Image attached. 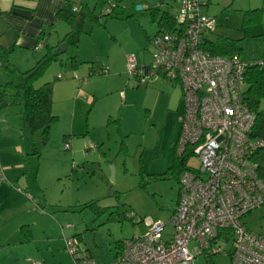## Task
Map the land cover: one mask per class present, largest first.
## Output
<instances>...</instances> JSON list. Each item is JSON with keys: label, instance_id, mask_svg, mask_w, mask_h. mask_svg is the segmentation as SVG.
Returning <instances> with one entry per match:
<instances>
[{"label": "rangeland", "instance_id": "374dc122", "mask_svg": "<svg viewBox=\"0 0 264 264\" xmlns=\"http://www.w3.org/2000/svg\"><path fill=\"white\" fill-rule=\"evenodd\" d=\"M120 1H74L87 4L97 17L105 9L118 6L129 18L101 17L98 23H91L84 17L79 51L61 55L34 84L35 88L45 83L54 86L53 115L59 120L48 140L41 132L30 135L24 131L22 98L4 112L8 127L13 128L5 135L12 137L13 161L19 164L12 174L22 177L28 188L15 185L16 190L29 198L25 206L29 210L11 211L3 229L12 234L10 242L17 243L18 228L34 224L30 246L17 255L18 263L14 251L9 253L8 264H56V259L68 255L56 245L68 237L77 238L81 250L88 248L96 262L105 264L120 252L117 243L142 236L147 221L168 222L175 210L180 174L177 167L182 161L175 152L182 115L181 87L175 82H131L126 59L133 54L139 63L150 60V40L159 28L148 9L167 12L177 19L181 0ZM199 2L207 4L204 14L214 21L209 40L244 41L264 35V18L259 21L250 15L251 21L245 23L243 17L258 9L264 17V0ZM137 6L142 9L137 11ZM67 30L59 22L57 33L51 32L52 42H56V35L60 40ZM43 54L41 49L33 59H27L22 50L16 49L8 61L23 72ZM73 56L86 62L76 71L68 60ZM58 75L63 78L58 79ZM7 81V72L0 68V84ZM92 99L94 107L90 105ZM260 111L264 112V102ZM109 117L119 120V125H108ZM4 127L1 125L0 131ZM66 143L68 150L64 149ZM189 164L196 166L198 162L191 158ZM91 203L92 208L85 206ZM243 221L250 231L264 236V206L247 214ZM166 229L170 231L169 226ZM212 261L230 264L221 257Z\"/></svg>", "mask_w": 264, "mask_h": 264}, {"label": "built area", "instance_id": "2783aa9c", "mask_svg": "<svg viewBox=\"0 0 264 264\" xmlns=\"http://www.w3.org/2000/svg\"><path fill=\"white\" fill-rule=\"evenodd\" d=\"M203 8L198 0H181L173 31H159L150 40L149 62L127 56L131 82L165 81L181 87L175 152L182 171L169 221L145 222L146 232L123 241L109 264H198L201 259V264H214L215 257L230 264H264V236L243 221L264 206V179L252 161L264 141L251 137L255 116L243 102V75L248 66L264 61L206 52L204 39L214 21ZM64 149H69L67 143ZM191 158L196 166L189 164ZM64 250L74 264H97L75 237L64 238Z\"/></svg>", "mask_w": 264, "mask_h": 264}, {"label": "trees", "instance_id": "16d2710c", "mask_svg": "<svg viewBox=\"0 0 264 264\" xmlns=\"http://www.w3.org/2000/svg\"><path fill=\"white\" fill-rule=\"evenodd\" d=\"M101 1L107 2V0ZM73 9L63 8L57 12V22L64 23L68 27V32L54 46L45 44L43 56L28 71L19 72L15 69L8 61L13 49L5 48L0 44V68L4 69L8 75V81L4 85H0V113L9 106L14 105L16 98H22L24 103L22 123L26 133L33 135L41 132L45 140H48L51 128L58 121V118L52 115L54 86L52 83H45L39 88H35L34 84L43 77L53 63L59 61L61 55L66 54L69 50L78 49L80 38L83 35L82 20L84 17H87L91 23H98L101 17L119 20L129 18L125 15L123 9L118 6H114L110 10L105 9L98 17L95 15L94 9L87 6H83L80 12L77 8H75L76 11H73ZM148 10L151 11L152 22L157 23L158 32L173 31L176 27L175 18L167 12H159L158 9ZM261 14L260 9L246 12L243 16L244 22L251 21L249 19L250 15H255V20L259 19L260 21ZM207 36L204 39L203 49L212 56L227 58L237 56L253 63L259 60L264 61V36L262 35L244 41H232L224 38L211 41L207 39ZM68 60L73 71L84 64L77 56L70 57ZM243 76L245 84L243 102L255 116L251 137L264 141V112L260 111V105L264 102V64L248 66ZM10 96L12 102H9ZM252 161L257 166L258 176L264 179V146L256 151ZM177 171L178 174L182 171V162L178 165ZM85 206L92 208L94 204H86ZM20 230L22 234L26 231L30 232L29 228L24 226ZM26 239V241H29L31 238L27 237ZM116 245L121 250V243ZM83 252L92 259L85 251Z\"/></svg>", "mask_w": 264, "mask_h": 264}, {"label": "crops", "instance_id": "0c3cea01", "mask_svg": "<svg viewBox=\"0 0 264 264\" xmlns=\"http://www.w3.org/2000/svg\"><path fill=\"white\" fill-rule=\"evenodd\" d=\"M74 1L77 2V0H0V44L5 48H12L13 51H15L16 49L22 50V53L26 56L27 59H33V56L36 54V52H39L41 49H44L45 44H50L54 40L51 32L57 33V26L59 25V22H57L56 20V14L59 10L63 8L69 10L77 8L78 11H80L83 6L89 7L83 2H81L80 5H77V3H75ZM206 6L207 4H203V7ZM66 33H64V35ZM64 35L62 36V38L64 37ZM55 38H57V40H55L56 42H52L54 44H50L51 46H54L59 41L57 35ZM81 39L79 44L81 43ZM207 39H209L208 36ZM38 45L40 47L39 49H37ZM148 56L150 58V55ZM78 58L80 60L82 59L81 57ZM37 61L38 60H36L35 63ZM81 61L86 63L84 59H82ZM147 62H149V60ZM18 71L21 72L20 70ZM4 84L0 85L2 86ZM9 99H12L11 96L9 97ZM16 100H18V98L15 99L14 103L16 102ZM90 105L91 107L95 106V99H92ZM10 107L11 106H9L5 111L0 113V126H5L0 131V135L2 136L0 138V141H3V145L0 144V264H8V261L10 260L8 254H13V251L16 257V262L18 263L20 260L17 255L23 254L25 252V247L30 246L31 242L33 241L34 234V224L22 225L18 228L20 240L16 243L10 242V237L12 234L6 233L5 229H3L4 223L9 222L8 220L11 217L9 213L11 211L27 212L29 210V208L27 210V208L25 207L29 203V198H27L23 193L16 190V188L20 185H24L25 187V180L22 177H17L12 174L14 167L19 164H14L15 162L13 161L15 154L11 153V151L13 150V145H11L12 137L5 135L10 131V129L13 130V128L8 127L6 114H4V112H7ZM106 122L108 125L118 126L120 121L110 119L109 117L108 120L106 119ZM15 185L18 186L16 187ZM25 189L28 188L25 187ZM23 226L29 228L30 232L26 231L22 234L20 229ZM27 237H30L31 239L29 241H26ZM56 246L57 248L62 247V249H64V239L63 243H57ZM83 251H85L93 259L92 254L90 253L88 248ZM113 257L114 254L112 255L110 261L105 264H109L113 260ZM56 260V264H74V261L70 257V255H66L63 258H58ZM96 263L100 264L98 262Z\"/></svg>", "mask_w": 264, "mask_h": 264}, {"label": "water", "instance_id": "95a60500", "mask_svg": "<svg viewBox=\"0 0 264 264\" xmlns=\"http://www.w3.org/2000/svg\"><path fill=\"white\" fill-rule=\"evenodd\" d=\"M141 9H142L141 6H137V7H136V10H137V11H139V10H141ZM111 180H112V181L114 180V168H113V167H111Z\"/></svg>", "mask_w": 264, "mask_h": 264}, {"label": "flooded vegetation", "instance_id": "af4514ba", "mask_svg": "<svg viewBox=\"0 0 264 264\" xmlns=\"http://www.w3.org/2000/svg\"><path fill=\"white\" fill-rule=\"evenodd\" d=\"M181 105H182V103H181Z\"/></svg>", "mask_w": 264, "mask_h": 264}]
</instances>
